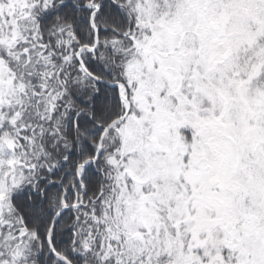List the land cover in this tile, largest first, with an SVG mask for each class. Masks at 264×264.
Segmentation results:
<instances>
[{
	"label": "snow or ice",
	"instance_id": "6c2138e0",
	"mask_svg": "<svg viewBox=\"0 0 264 264\" xmlns=\"http://www.w3.org/2000/svg\"><path fill=\"white\" fill-rule=\"evenodd\" d=\"M0 264H264V0H0Z\"/></svg>",
	"mask_w": 264,
	"mask_h": 264
}]
</instances>
